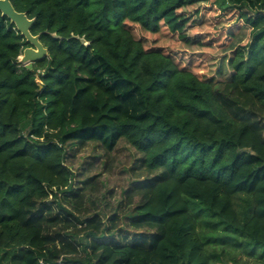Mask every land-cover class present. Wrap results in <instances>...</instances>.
Here are the masks:
<instances>
[{
  "label": "trees",
  "instance_id": "1",
  "mask_svg": "<svg viewBox=\"0 0 264 264\" xmlns=\"http://www.w3.org/2000/svg\"><path fill=\"white\" fill-rule=\"evenodd\" d=\"M11 3L48 55L0 12V264H264V0ZM120 143L145 174L105 218L68 163Z\"/></svg>",
  "mask_w": 264,
  "mask_h": 264
},
{
  "label": "rangeland",
  "instance_id": "2",
  "mask_svg": "<svg viewBox=\"0 0 264 264\" xmlns=\"http://www.w3.org/2000/svg\"><path fill=\"white\" fill-rule=\"evenodd\" d=\"M195 50H197L196 52H203V56H200L198 60L201 61L205 71H208L209 65L214 62V65H212L211 70L207 72V75L214 73L224 51L217 49L209 51H204L203 49ZM96 152H103V150L97 147ZM93 154L92 146L87 145L82 149H78V151H76V156L69 161L68 164L74 173H76L73 183L77 186V182H75L76 179H84L86 176L99 174L93 181L96 183V188L93 190L84 189L85 195L90 198V200L86 202L87 208L90 209V213L99 212L105 218H107L114 209H116L118 213L123 214L127 209L126 205H124L125 203L119 207L120 202L124 201L122 191L128 187L129 182L133 178L142 177L145 172L131 169L134 150L126 143H120L112 152L102 156L99 161L94 162L93 166L90 167L85 161L92 162L91 156ZM104 160L108 163L105 168L103 167ZM83 168H88L89 170H84ZM80 173L82 174L80 175ZM98 181L101 183L98 184ZM78 185L82 186L81 184ZM106 202L109 204L108 207L104 206ZM70 208L73 210L72 207ZM241 257L244 260H248L250 264H256L258 260L255 257H249L245 254H241Z\"/></svg>",
  "mask_w": 264,
  "mask_h": 264
},
{
  "label": "water",
  "instance_id": "3",
  "mask_svg": "<svg viewBox=\"0 0 264 264\" xmlns=\"http://www.w3.org/2000/svg\"><path fill=\"white\" fill-rule=\"evenodd\" d=\"M0 12L2 16H6L15 28L25 38L30 46L24 48L23 53L19 57V62L23 65L42 60L48 55L47 48L40 40V35H34L31 32V26L34 18H29L25 12L17 11L11 0H0Z\"/></svg>",
  "mask_w": 264,
  "mask_h": 264
}]
</instances>
